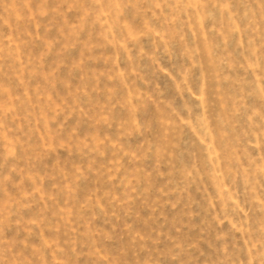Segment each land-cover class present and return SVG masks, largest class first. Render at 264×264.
Segmentation results:
<instances>
[{"label": "rangeland", "instance_id": "rangeland-1", "mask_svg": "<svg viewBox=\"0 0 264 264\" xmlns=\"http://www.w3.org/2000/svg\"><path fill=\"white\" fill-rule=\"evenodd\" d=\"M0 264H264V0H0Z\"/></svg>", "mask_w": 264, "mask_h": 264}]
</instances>
